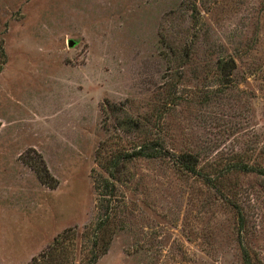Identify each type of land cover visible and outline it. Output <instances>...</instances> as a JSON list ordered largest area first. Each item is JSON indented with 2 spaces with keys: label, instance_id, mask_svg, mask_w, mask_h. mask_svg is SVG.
<instances>
[{
  "label": "rangeland",
  "instance_id": "obj_1",
  "mask_svg": "<svg viewBox=\"0 0 264 264\" xmlns=\"http://www.w3.org/2000/svg\"><path fill=\"white\" fill-rule=\"evenodd\" d=\"M116 156L95 264H264V0H0V264H80Z\"/></svg>",
  "mask_w": 264,
  "mask_h": 264
},
{
  "label": "trees",
  "instance_id": "obj_2",
  "mask_svg": "<svg viewBox=\"0 0 264 264\" xmlns=\"http://www.w3.org/2000/svg\"><path fill=\"white\" fill-rule=\"evenodd\" d=\"M219 65H221V63ZM234 65V62L230 60V62H226L223 66L221 65L219 67L223 68L228 66L230 67V70H233ZM133 124L135 128L139 127V124L136 122ZM157 155L158 152L155 150V146L152 145V147H147L146 145H143L141 148L136 149L131 157H156ZM189 156L190 155L185 156L184 163L190 165V169H193L196 162L193 161V157L190 156V158ZM121 161L122 158L119 156L112 157V159H109L105 164H102L107 175L101 173L94 175L95 186L100 197L97 205L98 214L93 223L92 229L88 230L86 227L87 230H84L85 232L82 233L84 237L88 238L87 241L90 242L91 248L86 257L81 260L80 264L97 263L99 258L108 252L112 244L113 232H110V223L113 220L115 208L112 205L111 200L106 197L114 196L116 190L115 181L118 180L119 169L123 163ZM254 170V168H248L247 171ZM262 173L264 172L262 171ZM38 174L44 184L52 188L57 187L58 180L51 174L47 166H45L42 171H39ZM76 231V228H70L59 234L46 250L33 257L31 264H77L76 258L74 261L72 256L75 251L72 240L76 239Z\"/></svg>",
  "mask_w": 264,
  "mask_h": 264
},
{
  "label": "water",
  "instance_id": "obj_3",
  "mask_svg": "<svg viewBox=\"0 0 264 264\" xmlns=\"http://www.w3.org/2000/svg\"><path fill=\"white\" fill-rule=\"evenodd\" d=\"M71 45H72V42H71Z\"/></svg>",
  "mask_w": 264,
  "mask_h": 264
}]
</instances>
